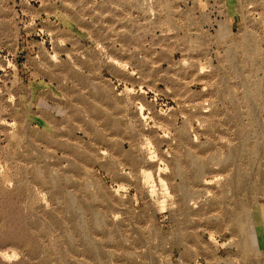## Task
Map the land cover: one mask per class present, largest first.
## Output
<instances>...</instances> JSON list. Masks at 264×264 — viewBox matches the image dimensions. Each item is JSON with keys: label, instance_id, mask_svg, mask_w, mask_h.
Returning <instances> with one entry per match:
<instances>
[{"label": "rangeland", "instance_id": "obj_1", "mask_svg": "<svg viewBox=\"0 0 264 264\" xmlns=\"http://www.w3.org/2000/svg\"><path fill=\"white\" fill-rule=\"evenodd\" d=\"M203 6L0 0V264H264V0Z\"/></svg>", "mask_w": 264, "mask_h": 264}, {"label": "crops", "instance_id": "obj_2", "mask_svg": "<svg viewBox=\"0 0 264 264\" xmlns=\"http://www.w3.org/2000/svg\"><path fill=\"white\" fill-rule=\"evenodd\" d=\"M214 1L215 0H213L212 2H206V1L202 0L204 6H203L202 11H200V9H199V11L201 13L205 14V11L207 10L208 11L207 14L209 16H211V18L214 20V22L215 21H219L220 22L221 20H224V21L226 20L227 21V22H225L226 25L227 26L229 25V28L231 29L232 22H234V18L236 16L235 7H234V0H233V5H232L233 9H232L231 12H229L230 9H228V8H226L224 6L223 0H217V2H214ZM218 1H221V3H219ZM230 3H231V1H230ZM230 3L227 2V5L228 4L230 5ZM218 4L222 5L220 7L223 9V13H218V11L216 10L218 8V6H219ZM216 18H218L219 20H216Z\"/></svg>", "mask_w": 264, "mask_h": 264}]
</instances>
